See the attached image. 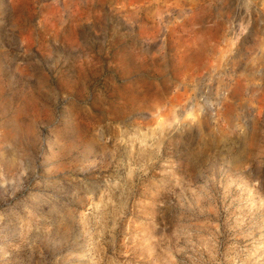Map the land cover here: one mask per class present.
Segmentation results:
<instances>
[{"label":"rangeland","instance_id":"1","mask_svg":"<svg viewBox=\"0 0 264 264\" xmlns=\"http://www.w3.org/2000/svg\"><path fill=\"white\" fill-rule=\"evenodd\" d=\"M0 264H264V0H0Z\"/></svg>","mask_w":264,"mask_h":264}]
</instances>
